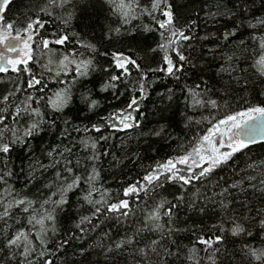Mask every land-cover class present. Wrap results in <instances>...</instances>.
<instances>
[{
  "label": "snow or ice",
  "instance_id": "snow-or-ice-1",
  "mask_svg": "<svg viewBox=\"0 0 264 264\" xmlns=\"http://www.w3.org/2000/svg\"><path fill=\"white\" fill-rule=\"evenodd\" d=\"M195 2L103 0L111 20L93 42L72 30L80 0H34L15 18L14 0H0V264H264V162L233 167L264 145V14L256 0ZM108 92L126 103L102 115L94 97ZM80 113L99 119L74 122ZM132 136L175 142L176 154L143 168ZM129 163L138 179L105 185Z\"/></svg>",
  "mask_w": 264,
  "mask_h": 264
},
{
  "label": "trees",
  "instance_id": "trees-1",
  "mask_svg": "<svg viewBox=\"0 0 264 264\" xmlns=\"http://www.w3.org/2000/svg\"><path fill=\"white\" fill-rule=\"evenodd\" d=\"M34 0H14L13 5H11V11L7 13L9 18H15L17 16H21L22 14L26 13L28 9L33 5ZM175 5L178 7H185L187 6L188 10L191 11L192 8H199V3H190V0H173ZM103 0H80L79 7L76 10V19L72 21V30L79 33L83 38L91 40L95 42V40H99L101 35V26H106L111 20V17L108 14L107 7L104 6L103 10H101V4ZM255 10L258 15L264 14V9L261 8L260 0H256ZM107 17V19H106ZM142 36L148 37L147 43H153L151 36L152 34H142ZM68 49L71 50L74 45L69 44ZM124 50L127 51V46H124ZM103 59V58H101ZM100 82L99 74H97L96 78L89 82L88 87L92 88L93 85H96L98 88ZM262 86L257 83L252 85L249 89V93L253 96L257 92H259ZM158 91H164V86L159 87ZM100 100L102 107L99 110V113L102 115H107L109 112L117 108H121L125 106L126 103V96H121L119 98H115L111 92L108 93H100L98 96H95ZM78 105L73 104L71 105L72 112L69 114V119H72L78 113L77 109ZM160 107L159 98L156 96V92L153 91L150 94L149 100L144 102V112L146 114V119L144 121L147 124V127L150 129L155 125V122L159 119L158 113H156V108ZM237 107L236 104H233V108ZM91 116L92 122H95L99 119V115H94L91 113H80L81 119L76 120V123H88L89 121L85 118V116ZM171 116V113L168 114ZM178 118V117H177ZM182 125L179 127H173L171 130L176 135H183L180 131ZM125 133H116V139L111 141L110 143L115 145L112 149L116 151L119 155H123L120 152V143L121 139L125 137ZM190 138V136L188 137ZM154 140L156 138H153ZM50 142H54V134H45L43 143L48 144ZM39 143V141H37ZM125 144L128 145L129 150L139 149L141 156H142V165L143 168H147L150 165H154L157 161H161L166 159L169 156L175 155L177 150V144L175 142L168 144L164 142H159L151 147L145 143V139L143 137L137 139L135 136H132L131 139H127L124 141ZM255 161L256 163L264 162V145L260 143L252 144L248 149H245L242 153L237 154L235 158V163L233 167H240L243 168L246 166L247 163ZM127 163V161H125ZM17 166H19L20 161H16ZM105 169H108V163L105 162L104 165ZM115 174V176L113 175ZM219 175H223L226 179L231 174V169H224L218 170ZM143 174V169L137 165L128 164L127 168H124L123 171L119 168L113 167L110 171L105 173V185L111 187L113 191H115L118 187V181L115 177H119V180L124 181L127 183L129 178L138 179ZM22 183V179H21ZM174 190V189H173ZM195 191V189H193ZM72 201L75 203L76 196H72ZM74 212L70 213V216H74ZM70 216H63L62 219V231L70 228L72 226V219ZM231 240L232 238L229 237ZM188 238H184V243H188ZM256 246H259V239L257 238L256 241H253ZM238 247V245H237ZM68 259L71 261L73 259L72 250L69 249L68 251ZM92 264H95L96 257L93 255L91 258ZM59 264V262H58Z\"/></svg>",
  "mask_w": 264,
  "mask_h": 264
},
{
  "label": "water",
  "instance_id": "water-1",
  "mask_svg": "<svg viewBox=\"0 0 264 264\" xmlns=\"http://www.w3.org/2000/svg\"><path fill=\"white\" fill-rule=\"evenodd\" d=\"M257 119H258V120H264V117H259V116H257Z\"/></svg>",
  "mask_w": 264,
  "mask_h": 264
}]
</instances>
